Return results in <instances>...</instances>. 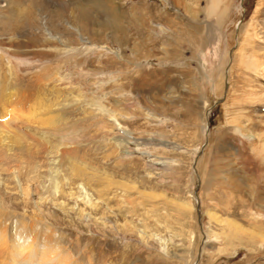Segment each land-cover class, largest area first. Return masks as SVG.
I'll use <instances>...</instances> for the list:
<instances>
[{"label":"rangeland","instance_id":"1","mask_svg":"<svg viewBox=\"0 0 264 264\" xmlns=\"http://www.w3.org/2000/svg\"><path fill=\"white\" fill-rule=\"evenodd\" d=\"M0 264H264V0H0Z\"/></svg>","mask_w":264,"mask_h":264},{"label":"water","instance_id":"2","mask_svg":"<svg viewBox=\"0 0 264 264\" xmlns=\"http://www.w3.org/2000/svg\"><path fill=\"white\" fill-rule=\"evenodd\" d=\"M201 152V150L198 152V153H200ZM194 197H195V200H196V208L197 209H199L200 208V205H199V201H198V197H197V195H196V193L194 192Z\"/></svg>","mask_w":264,"mask_h":264}]
</instances>
